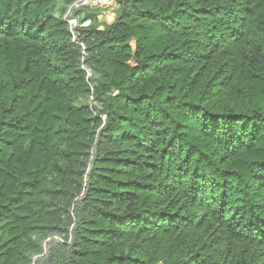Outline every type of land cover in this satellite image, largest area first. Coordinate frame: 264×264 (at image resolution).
<instances>
[{"label": "trees", "instance_id": "obj_1", "mask_svg": "<svg viewBox=\"0 0 264 264\" xmlns=\"http://www.w3.org/2000/svg\"><path fill=\"white\" fill-rule=\"evenodd\" d=\"M77 1L0 0V264H264V0Z\"/></svg>", "mask_w": 264, "mask_h": 264}, {"label": "built area", "instance_id": "obj_2", "mask_svg": "<svg viewBox=\"0 0 264 264\" xmlns=\"http://www.w3.org/2000/svg\"><path fill=\"white\" fill-rule=\"evenodd\" d=\"M116 0H79L74 3L68 12L64 15V20L68 24L73 41L78 43L79 30L88 29L93 25V19L83 12L81 15H76L75 12L82 9L106 10L113 6ZM89 76L91 74L88 73Z\"/></svg>", "mask_w": 264, "mask_h": 264}, {"label": "rangeland", "instance_id": "obj_3", "mask_svg": "<svg viewBox=\"0 0 264 264\" xmlns=\"http://www.w3.org/2000/svg\"><path fill=\"white\" fill-rule=\"evenodd\" d=\"M119 9V5L117 3L113 4L110 8L106 10H97V18L100 22V30H103L106 28V26L110 23H112L116 16H117V11ZM91 74V73H89ZM81 103L85 105H90L92 104V99L91 98H84L82 99Z\"/></svg>", "mask_w": 264, "mask_h": 264}]
</instances>
